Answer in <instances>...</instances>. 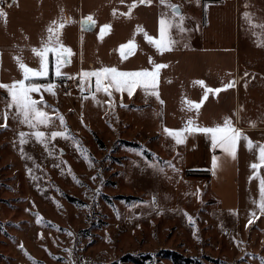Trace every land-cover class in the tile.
I'll return each mask as SVG.
<instances>
[{
    "label": "rangeland",
    "instance_id": "1",
    "mask_svg": "<svg viewBox=\"0 0 264 264\" xmlns=\"http://www.w3.org/2000/svg\"><path fill=\"white\" fill-rule=\"evenodd\" d=\"M259 12L264 14L263 6ZM257 19L264 23V15ZM257 35L261 46L240 49L239 112L242 133L252 130L264 138V30ZM55 92L32 94L37 100L43 95L45 111L53 117L41 130L63 131L62 115L73 139L57 137L46 150L30 138L22 156L19 133L31 130L12 119L14 109L2 127L7 92L0 88V264H66L65 249L72 250L75 264H114L128 252L156 260L162 249L207 264L258 262L253 252L260 253L264 235L260 201L250 196L242 209L222 210L207 176L187 174L206 170L192 166L205 158L204 145L203 153L195 148L191 156L189 142L177 145L168 137L154 95L135 89L131 96L113 91L109 97L96 91L94 100L93 93ZM74 141L87 150L91 167ZM260 169L259 180L264 179ZM153 196L156 209L149 203ZM183 213L193 217L195 229ZM155 263L175 264L168 258Z\"/></svg>",
    "mask_w": 264,
    "mask_h": 264
},
{
    "label": "crops",
    "instance_id": "2",
    "mask_svg": "<svg viewBox=\"0 0 264 264\" xmlns=\"http://www.w3.org/2000/svg\"><path fill=\"white\" fill-rule=\"evenodd\" d=\"M11 3L12 0H7L0 5L7 13L6 18H0V83L11 84L22 79L15 57L38 69L39 59L31 49L41 47L42 39H47L48 27L55 21L57 24L64 23L59 40L73 53L71 63L61 66L60 71L66 74L63 79L71 84L70 90L76 91L80 97L92 96L96 92L93 78L91 85H85L82 95L79 77L82 70L115 67L126 72L153 71L154 64H165L167 67L159 72L157 88L148 92L157 91L159 94V100L155 95L154 98L163 128L180 129L188 116H195V113H188L182 108L186 100L201 102L204 87L194 83L201 80L205 87L220 88L221 91L209 93L203 101L199 115L195 116L197 124L206 127L222 125L227 117L235 127L244 131L239 112L240 49L261 46L257 35L264 30V27H259L264 23L257 19L259 15H264L259 12L261 6L264 7L261 0H164L166 8L161 0H151L150 3L147 0L145 3L140 0H16L12 7H8ZM170 5L177 6L180 14L174 15ZM246 12L251 21L245 18ZM184 15L186 18L181 24L179 18ZM88 16L95 21L91 30L81 27V22ZM162 17L173 24L167 35L175 43L171 51L160 54L145 39V33L159 39V20ZM104 25L110 28L101 38L100 29ZM138 28L141 30L138 31ZM129 41L135 44V49L122 59L120 46ZM48 68V76L51 74L54 80L37 82H51L56 85L55 91H65L58 83L61 78L55 75L56 63L52 53H49ZM232 82L233 87L225 88ZM136 89L145 93L142 88ZM245 132L254 144L253 149L249 151L241 139L236 159L224 158L223 166L216 170L215 176L210 171L214 154L210 141L197 133L189 135L184 143V146L186 142L191 145V156L195 148L203 153L201 148L204 145L205 158H199L192 166L209 170L207 180L210 191L218 199L220 208L227 212L242 209L248 204L250 196L258 202L261 200L259 179L262 171L260 168L252 169L251 165L259 163L258 148L264 143V138L255 136L252 130ZM215 155L224 157L219 149ZM259 240L260 253L253 252L258 259L256 264H262L264 258V235Z\"/></svg>",
    "mask_w": 264,
    "mask_h": 264
},
{
    "label": "snow or ice",
    "instance_id": "3",
    "mask_svg": "<svg viewBox=\"0 0 264 264\" xmlns=\"http://www.w3.org/2000/svg\"><path fill=\"white\" fill-rule=\"evenodd\" d=\"M141 3H145L146 0H140ZM148 3L151 0H147ZM16 3V0H12L11 4H8V7H12V4ZM161 3H164V0H161ZM135 5H133L134 7ZM173 9L174 15H179L180 10L175 5H170ZM131 11V9H130ZM245 18L251 21L249 13H245ZM7 13L5 12L3 7H0V18H6ZM183 21V17L181 16V23ZM64 23L57 24L55 21L52 26H49L47 29L48 36L46 40L41 41L40 48H32L31 51L34 55L39 59V67L38 69H34L26 65L19 57H15L14 59L17 62L18 69L22 73V79L14 80L11 84H2L0 83V88L4 89L7 92V100H6V110L3 113V117L5 120V125L2 127H6V122L10 111H11L12 119L18 120L19 123L26 125L31 132H20L19 133V143L21 145V154L25 155L23 152V145L28 142V139L34 138L36 142L44 145L47 150L48 144L55 140L57 137L63 138L65 140L73 139V137L68 132L64 117L62 115H58V119L63 131H51L50 134L42 131L41 128H49L53 124V117L49 115L45 109L48 105L43 100V95L40 96V99H34L33 93H42L47 92L53 96L56 95L55 88L56 85L54 83H39L37 81L41 79H46L49 74V53H52L55 57L56 63V71L55 75L57 78L63 79L66 74H62L60 71L61 66H67L71 63V56L73 55L72 50L70 48L65 47L59 40L60 29L64 28ZM95 26V21L91 16H88L85 20L81 22V27L86 30H91L92 27ZM180 27V25H176ZM173 27V24L169 21H166L163 17L159 20V39H155L145 33V39L154 45L157 52L163 54L166 51L172 50V45L175 43L171 38L167 35L170 29ZM253 27H257V25H253ZM264 27V26H259ZM109 25H104L100 29V37L102 38L105 30L109 29ZM140 31L141 29H137ZM180 31H184L182 27H180ZM135 49V44L132 41H129L125 45L120 46V55L122 59H126L129 55L133 53ZM150 58V63H151ZM165 64H154L153 71L142 70L136 72H126L119 71L115 67H101L98 69H93L91 71H81L79 73L80 77V90L83 95L85 89V85H91L92 79L95 78V90L97 92L103 91L109 97L112 96V92H127L129 96H131L136 88H142L146 94H148L149 90H155L158 84V76L159 72L162 68H166ZM72 79L73 77H67ZM195 84L204 87V96L200 103H194L190 100L184 101L185 107L182 110H186L188 113H195V116L199 115V109L204 100L208 98L209 93H219L221 91L220 88L212 89L204 86V81L198 80L194 82ZM234 86V82L225 85V88H230ZM152 95H155L157 100H159V94L157 91H152ZM85 99L88 97L85 96ZM92 98L95 100V95L93 94ZM98 103V101H97ZM163 104V101H160ZM56 111V110H53ZM195 116H188L186 121L183 124V127L180 129H169L164 128V133L171 137L177 145L184 144L187 137L189 135H195L197 133L203 134L209 141L210 146L213 151L212 156V167L210 171L215 176L216 170L223 166L224 158H231L235 160L237 157L238 145L241 139L246 141V147L249 151H251L254 147L253 142L245 136L240 129L233 125L231 119L225 117L223 124H217L213 127H206L197 124ZM254 126V125H253ZM74 144L77 147V150L81 153V156L85 159V161L92 166V161L87 154V150L80 147L78 141H74ZM219 149L224 157H220L215 155V151ZM51 155V152H49ZM62 154V153H61ZM142 154V153H138ZM30 158V157H29ZM258 160L259 163H253L251 165L252 169H258L260 167H264V145H260L258 148ZM150 167L154 169L157 168V165L150 164ZM172 167V165H168ZM162 171L163 169H158ZM29 174H31L32 169H28ZM73 179L76 183L79 184V181L73 176ZM95 179V178H93ZM260 195L261 200L259 203V210L261 214H264V179L260 181ZM150 203V206L153 209H156L157 200L155 196ZM157 214H162V210H157ZM118 218L119 214L117 213ZM186 217L189 225H191L195 229V220L192 216L187 213H183ZM38 224L41 223V218L37 216ZM252 221L249 220V223ZM58 230V229H57ZM69 236H72L73 233H67ZM193 237H196V230L193 231ZM198 239V238H197ZM110 242V241H109ZM21 249H23V245H20ZM68 252L70 259L66 262V264H75V261L71 259L72 250L65 249ZM31 259V257H29ZM35 264V262H34ZM87 264V262H85ZM262 264H264V258H262Z\"/></svg>",
    "mask_w": 264,
    "mask_h": 264
},
{
    "label": "trees",
    "instance_id": "4",
    "mask_svg": "<svg viewBox=\"0 0 264 264\" xmlns=\"http://www.w3.org/2000/svg\"><path fill=\"white\" fill-rule=\"evenodd\" d=\"M48 80H54L51 74L46 79H41L40 81L45 82ZM187 174L209 176V170H187ZM155 256H157L156 260L168 258L175 264H207L206 262L200 260L198 257L187 256L173 249H162L155 253ZM154 259L155 258L152 254L140 255L128 252L115 260L114 264H157L155 263L156 260Z\"/></svg>",
    "mask_w": 264,
    "mask_h": 264
},
{
    "label": "built area",
    "instance_id": "5",
    "mask_svg": "<svg viewBox=\"0 0 264 264\" xmlns=\"http://www.w3.org/2000/svg\"><path fill=\"white\" fill-rule=\"evenodd\" d=\"M7 2V0H0V5H4ZM58 83L60 86H62L65 91H68L71 89V84L68 82L67 79H59Z\"/></svg>",
    "mask_w": 264,
    "mask_h": 264
}]
</instances>
